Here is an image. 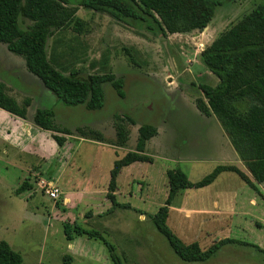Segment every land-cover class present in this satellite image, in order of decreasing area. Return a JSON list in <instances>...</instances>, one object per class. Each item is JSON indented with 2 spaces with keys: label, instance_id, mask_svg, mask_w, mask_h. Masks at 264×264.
<instances>
[{
  "label": "rangeland",
  "instance_id": "1",
  "mask_svg": "<svg viewBox=\"0 0 264 264\" xmlns=\"http://www.w3.org/2000/svg\"><path fill=\"white\" fill-rule=\"evenodd\" d=\"M214 1L219 6L203 31L166 37L148 17L146 22L118 21L79 7L80 32L72 26L55 32L47 41V57L65 75L111 74L123 81L122 97L103 85L104 107L98 112L64 106L27 71L21 57L0 44V83L18 104L31 100L23 125H32L37 109H47L55 126L70 134L33 127L29 135L26 126L0 110V242L18 253L22 264H65V257H71L70 264H113L103 242L77 236L76 229L100 233L122 264H186L150 218L167 200L169 171H179L191 184L219 166L246 172L218 121L202 115L195 101L201 98L200 85L218 83L201 63V52L264 2ZM144 125L159 132L145 147L152 162L122 169L114 202L107 197L111 171L135 152ZM118 127L126 131L122 147ZM78 130L105 141L82 140ZM53 135L65 138L63 150ZM24 184L29 187L17 195ZM83 184L90 192H82ZM47 185L64 193L70 205L62 203V196L48 200L41 189ZM259 188L258 195L226 172L208 187L179 190L167 226L182 243H197L201 250L229 241L202 264H264V185Z\"/></svg>",
  "mask_w": 264,
  "mask_h": 264
},
{
  "label": "trees",
  "instance_id": "2",
  "mask_svg": "<svg viewBox=\"0 0 264 264\" xmlns=\"http://www.w3.org/2000/svg\"><path fill=\"white\" fill-rule=\"evenodd\" d=\"M218 6L214 0H0V44L5 45L8 52L21 57L27 71L64 106H82L88 112H98L104 107L103 85L109 84L122 97L123 81L111 74L84 77L74 72L65 75L47 57V41L55 32L70 26L75 32H80L83 22L76 18L79 7L108 14L118 21L146 22L145 17H148L166 37L203 31L212 21ZM200 61L218 79V83L214 87L199 86L201 98L195 101L196 109L218 121L249 176L235 166H219L198 183L191 184L179 171L167 172V200L150 219L174 255L186 264L209 261L229 241L215 243L207 250H201L197 243H182L167 226L169 207L177 192L208 187L226 172L237 175L258 195L261 193L258 186L264 185V2L205 48ZM30 106V99L18 104L0 83V110L26 120ZM128 121L134 125L132 120ZM32 125L41 131L70 135L67 130L55 126L50 110L37 109ZM78 133L82 140L105 141L91 131L85 134L78 130ZM156 135L155 128L141 126L135 152L127 153L115 162L107 195L112 201L116 202L113 193L122 169L136 163L152 162L144 152L147 142ZM52 139L59 147L66 142L65 138L56 135ZM117 139L122 147L126 140L124 128H117ZM27 187L22 185L16 194L23 193ZM64 233L71 241L67 227H64ZM75 233L100 240L106 246L112 263L122 264L114 247L100 233L81 229H76ZM70 261L71 257H65V264H70ZM0 264H22L21 256L4 241L0 242Z\"/></svg>",
  "mask_w": 264,
  "mask_h": 264
},
{
  "label": "crops",
  "instance_id": "3",
  "mask_svg": "<svg viewBox=\"0 0 264 264\" xmlns=\"http://www.w3.org/2000/svg\"><path fill=\"white\" fill-rule=\"evenodd\" d=\"M47 110V109H46ZM15 119L19 122L18 124H20V125H23V123L26 121V120H21V119H19V118H16L15 117ZM32 124V123H31ZM19 126V125H18ZM24 126H26V131L29 133V135H31V133H32V135H34V132H35V130L33 129V127L34 126H32V125H23V127ZM35 128V127H34ZM47 133V132H46ZM225 134V133H224ZM158 135H159V132L157 133V135H156V137H154V138H152L151 140H154L155 138H157L158 137ZM226 136V135H225ZM5 137H7V136H5ZM227 137V136H226ZM52 138V137H51ZM228 139V138H227ZM150 140V141H151ZM228 142H229V145L231 146V144H230V141L228 140ZM66 142H65V144L61 147V149L63 150L64 148H65V146H66ZM231 148H232V146H231ZM232 150H233V148H232ZM233 152H234V150H233ZM145 155H146V153H147V148H145ZM235 153V152H234ZM235 155H236V153H235ZM147 156V155H146ZM237 156V155H236ZM149 157V156H148ZM237 159H238V157H237ZM238 161H239V163H241L240 162V160L238 159ZM241 166H243L242 165V163H241ZM128 168V167H127ZM246 171V170H245ZM247 175H248V173L247 172H245ZM249 176V175H248ZM260 186H258V188H259ZM260 189V188H259ZM88 190H90L89 189V187H86L85 186V184H83L82 185V192H84V193H88V192H90V191H88ZM72 194V193H71ZM94 194V193H93ZM113 195H115V192L113 193ZM48 199V198H47ZM62 203L65 205L66 203H67V201H66V198H65V194L64 193H62ZM68 204H69V201H68ZM70 205V204H69Z\"/></svg>",
  "mask_w": 264,
  "mask_h": 264
},
{
  "label": "built area",
  "instance_id": "4",
  "mask_svg": "<svg viewBox=\"0 0 264 264\" xmlns=\"http://www.w3.org/2000/svg\"><path fill=\"white\" fill-rule=\"evenodd\" d=\"M41 189H45V195L47 196L48 200L57 202L62 196V192H60L58 188L52 187L51 185L42 186Z\"/></svg>",
  "mask_w": 264,
  "mask_h": 264
},
{
  "label": "water",
  "instance_id": "5",
  "mask_svg": "<svg viewBox=\"0 0 264 264\" xmlns=\"http://www.w3.org/2000/svg\"><path fill=\"white\" fill-rule=\"evenodd\" d=\"M164 46H165V48H166V43H164ZM169 59H170V56H169ZM170 62H172V60L170 59ZM172 64V63H171ZM172 66V65H171Z\"/></svg>",
  "mask_w": 264,
  "mask_h": 264
}]
</instances>
